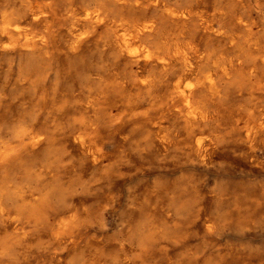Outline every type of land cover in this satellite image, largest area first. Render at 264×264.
<instances>
[{"label": "bare ground", "instance_id": "6f19581e", "mask_svg": "<svg viewBox=\"0 0 264 264\" xmlns=\"http://www.w3.org/2000/svg\"><path fill=\"white\" fill-rule=\"evenodd\" d=\"M201 1L0 0V51L32 58L16 71L10 66L0 81V116L5 117L0 126V264H48L35 258L50 249L47 231L53 227L58 238L70 236L82 223V213L73 208H58L52 223L48 220L57 194L45 179L56 172L51 157L55 134L62 131L61 120L71 110L83 109L70 115L68 136L95 163L104 159L98 133L103 108L114 91L122 93V114L144 119L160 146L172 143L175 132L166 125V116H175L190 148L203 161L223 141L220 113L228 109L229 99L237 98L233 93L251 94L241 127L244 139L254 145L264 133V100L257 92L264 88V34L244 16L230 12L231 0H214L211 7H201ZM236 28L246 32L239 34ZM87 49L98 55L79 88L85 97L76 89L64 94L60 70L38 63L53 54L84 61ZM75 63H70V73L76 71ZM44 114L48 121L40 126ZM46 148L43 161L24 164L26 154ZM38 229L43 233L36 247L31 241ZM68 244L58 250V263ZM146 247L141 243L134 248ZM108 261L96 264H132L128 257ZM70 264L79 263L73 259Z\"/></svg>", "mask_w": 264, "mask_h": 264}, {"label": "rangeland", "instance_id": "374dc122", "mask_svg": "<svg viewBox=\"0 0 264 264\" xmlns=\"http://www.w3.org/2000/svg\"><path fill=\"white\" fill-rule=\"evenodd\" d=\"M213 2L202 0L199 5L211 7ZM228 6L232 14L244 16L258 34H264V0H231ZM97 55L87 49L84 61L56 54L50 60L37 61L41 67L49 63L60 70L64 94L76 89L77 94L82 93L79 97H85L79 88ZM30 59L27 53L0 51V81L10 66L16 71ZM73 61L77 67L70 73ZM53 83L54 75L49 89ZM257 92L264 100V88ZM115 93H110L103 108L98 133L104 159L95 163L68 136L73 117L81 114L82 108L71 110L61 120L64 128L55 134L51 154L56 172L45 179L57 194L48 220L52 223L59 209L68 208L79 210L83 220L73 234L61 238L51 227L46 235L50 245L46 257L36 254L35 258H44L48 264H70L73 259L79 264H96L98 260L112 262L125 257L132 264H264V133L254 142L257 147L241 133L250 92L230 96L229 107L219 118L225 139L211 148L206 161L190 148L183 124L175 116L161 111V116L167 113L166 125L175 136L172 143L160 146L148 133L144 119L122 114V93ZM69 117L72 119L66 120ZM4 120L0 116V126ZM47 121L44 114L39 125ZM46 152L47 148L26 154L24 164L43 161ZM42 233L36 231L31 241L34 246L40 245ZM141 243L146 244L145 250L134 248ZM67 244V252L58 263L57 252Z\"/></svg>", "mask_w": 264, "mask_h": 264}]
</instances>
